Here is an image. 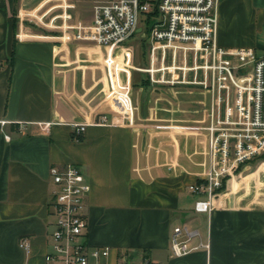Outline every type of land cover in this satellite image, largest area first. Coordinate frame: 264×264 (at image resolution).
Returning a JSON list of instances; mask_svg holds the SVG:
<instances>
[{
  "label": "crops",
  "instance_id": "crops-1",
  "mask_svg": "<svg viewBox=\"0 0 264 264\" xmlns=\"http://www.w3.org/2000/svg\"><path fill=\"white\" fill-rule=\"evenodd\" d=\"M109 1L0 0V264H46L50 169L66 164L90 181L87 240L109 247L111 264L123 255L126 264H264V155L236 170L210 215L196 213L189 186L209 168L198 156L208 154V132L151 124L154 84H132L129 69L121 88L131 94L134 123L104 105L127 55L76 39L74 27L90 26L94 5ZM218 9L217 44L263 57L264 0H220ZM180 225L197 230L209 250L172 257Z\"/></svg>",
  "mask_w": 264,
  "mask_h": 264
},
{
  "label": "built area",
  "instance_id": "built-area-1",
  "mask_svg": "<svg viewBox=\"0 0 264 264\" xmlns=\"http://www.w3.org/2000/svg\"><path fill=\"white\" fill-rule=\"evenodd\" d=\"M158 1L159 16L149 24L150 32L143 35L145 40L147 38L152 62L157 50L162 51V59L167 50L174 59L180 50L184 55L192 51L195 56L205 57L202 68L212 70L213 74L212 83H204L212 92L210 123L205 128L209 138V168L202 181L189 186V191L199 197L194 204L196 213L210 215L236 170L264 155V56L258 57L252 48L225 49L217 44L220 0ZM155 6L154 0L97 3L92 24L77 23L75 38L100 47L123 49L139 33L142 21L154 12ZM123 54L131 58L130 52ZM114 93L112 107L132 125L131 94L122 88H117ZM102 121H106V117ZM0 125L3 129L6 121H1ZM73 129L79 136L86 130V125L75 124ZM5 138L10 141L9 135ZM50 174L53 222L45 263L111 264L108 261L110 248L92 245L87 240L89 179L75 164H66L62 168L53 166ZM20 248L29 251L27 240L20 241ZM170 248L172 257H184L199 250H209L210 242L203 240L197 230L180 225L173 229ZM127 262L128 255H123L122 264ZM146 264L157 263L149 261Z\"/></svg>",
  "mask_w": 264,
  "mask_h": 264
},
{
  "label": "rangeland",
  "instance_id": "rangeland-1",
  "mask_svg": "<svg viewBox=\"0 0 264 264\" xmlns=\"http://www.w3.org/2000/svg\"><path fill=\"white\" fill-rule=\"evenodd\" d=\"M143 21L140 25L141 30L145 26ZM144 34L145 30L140 31L129 41L130 49L103 47L104 51L108 52L107 55L123 54L124 51L131 53V58L126 56L124 57L126 59L118 61V73H120L118 77L112 78V86H114L111 90L113 92L117 88L120 90L122 84L127 83L122 77L121 71L129 69L128 71H133L132 84L145 83L149 86L154 84L153 87L156 91H152L150 97L146 99L145 107L148 116L154 115L151 124L163 128L178 127L179 131L199 132L200 134L202 132L205 135L207 133L205 128L210 123L212 92L210 88H205L204 83L210 85L213 81L212 70L202 68V66H205V57L195 56L192 51H188L184 55L183 51L180 50L174 59L171 51L167 50L165 59H162V51L157 50L155 60L152 62L147 38L146 43L143 42L145 40ZM129 58L130 62L124 66ZM172 67H175V69ZM152 68L163 70L153 73L146 71ZM138 69H145V71ZM113 95L115 93L110 96L108 91L103 93L104 105L108 104L109 106L111 102L113 106L111 101ZM156 117L165 119L159 121V119H155ZM198 156L201 161L205 158L204 160L208 166L209 155L202 156L199 154Z\"/></svg>",
  "mask_w": 264,
  "mask_h": 264
},
{
  "label": "trees",
  "instance_id": "trees-1",
  "mask_svg": "<svg viewBox=\"0 0 264 264\" xmlns=\"http://www.w3.org/2000/svg\"><path fill=\"white\" fill-rule=\"evenodd\" d=\"M154 3L156 5L155 8H154V12L151 13V14H149V15H147L146 19L144 20V23H145V32L146 33H149L150 32V26H149V24H151V22L154 21L159 16L158 9H157V5H158L159 1L158 0H154ZM145 41L146 40H144L143 42L146 43ZM145 46H146V44H145ZM200 181H202V180H200ZM225 187L222 189V192L225 190Z\"/></svg>",
  "mask_w": 264,
  "mask_h": 264
}]
</instances>
